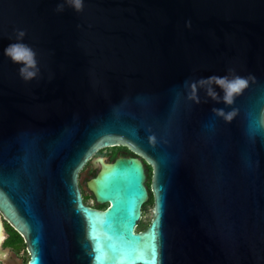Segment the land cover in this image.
I'll return each mask as SVG.
<instances>
[{
  "label": "water",
  "instance_id": "obj_1",
  "mask_svg": "<svg viewBox=\"0 0 264 264\" xmlns=\"http://www.w3.org/2000/svg\"><path fill=\"white\" fill-rule=\"evenodd\" d=\"M13 43L34 51V78ZM237 77L225 103L213 78ZM114 146L136 156L97 154ZM86 162L104 208L82 201ZM146 165L153 209L136 230ZM1 215L27 264H264V0H0V257L14 264Z\"/></svg>",
  "mask_w": 264,
  "mask_h": 264
},
{
  "label": "flooded vegetation",
  "instance_id": "obj_2",
  "mask_svg": "<svg viewBox=\"0 0 264 264\" xmlns=\"http://www.w3.org/2000/svg\"><path fill=\"white\" fill-rule=\"evenodd\" d=\"M114 147H116L115 156H118V155L136 156L135 153H133L126 147L125 148L121 146H114ZM108 148H112V147H108ZM108 148L101 149L100 151H102L101 155H104L109 160H111L110 154L107 152ZM151 170L152 169L149 165L146 166L145 184H146L147 191H148V200L147 202L143 204L141 208L140 222L144 221V218H150L152 209H153L152 208L153 198H152V191L150 188ZM95 172L96 170L92 168L91 164L89 162H86L84 166L77 173V185L79 187L83 203L89 206L98 207L95 202L92 192L86 187V182L88 178L95 175ZM1 218H2V224H3V228L5 232L3 241L1 243V247L3 249H7L5 256H7L9 259L15 260L14 264H27L28 258L27 260H25V256L27 255L28 257V252H27L26 245H25L22 235L19 232H17L2 215H1ZM138 225L136 226V230H140L138 229ZM12 253L14 257L12 256ZM0 262L1 264H8L3 260V257H0Z\"/></svg>",
  "mask_w": 264,
  "mask_h": 264
},
{
  "label": "clouds",
  "instance_id": "obj_3",
  "mask_svg": "<svg viewBox=\"0 0 264 264\" xmlns=\"http://www.w3.org/2000/svg\"><path fill=\"white\" fill-rule=\"evenodd\" d=\"M72 5L77 11L82 8V0H71ZM62 10V6L58 8ZM25 33L23 31L18 33V40L22 39ZM5 55H7L14 63H19L22 65L20 69V74L25 80L34 78L37 75L38 69L36 68V60L34 51L27 45L23 43H13L8 45L5 49ZM216 83L220 85L224 91L225 95L223 100L225 103H231L233 94L240 92V90L245 87L246 81L242 78H235L233 80H228L227 78H213ZM215 97V93H210ZM218 114L223 116L225 119H231V115H226L223 110H218Z\"/></svg>",
  "mask_w": 264,
  "mask_h": 264
},
{
  "label": "trees",
  "instance_id": "obj_4",
  "mask_svg": "<svg viewBox=\"0 0 264 264\" xmlns=\"http://www.w3.org/2000/svg\"><path fill=\"white\" fill-rule=\"evenodd\" d=\"M121 147H124V146H121ZM125 148V147H124ZM108 153L110 154V159L112 160L114 158V156L116 155V147H112V148H109L107 149ZM129 151V150H128ZM98 154H102V151H99ZM148 166V165H146ZM107 204H102V205H97L99 208H104L106 207ZM147 223H145V221H141L138 225V229H143L145 226H146Z\"/></svg>",
  "mask_w": 264,
  "mask_h": 264
},
{
  "label": "rangeland",
  "instance_id": "obj_5",
  "mask_svg": "<svg viewBox=\"0 0 264 264\" xmlns=\"http://www.w3.org/2000/svg\"><path fill=\"white\" fill-rule=\"evenodd\" d=\"M109 149V148H108ZM144 221H145V223H147L148 221H149V218H144ZM27 255L25 256V260H27Z\"/></svg>",
  "mask_w": 264,
  "mask_h": 264
},
{
  "label": "snow or ice",
  "instance_id": "obj_6",
  "mask_svg": "<svg viewBox=\"0 0 264 264\" xmlns=\"http://www.w3.org/2000/svg\"><path fill=\"white\" fill-rule=\"evenodd\" d=\"M155 256V253H154V251H153V257Z\"/></svg>",
  "mask_w": 264,
  "mask_h": 264
}]
</instances>
